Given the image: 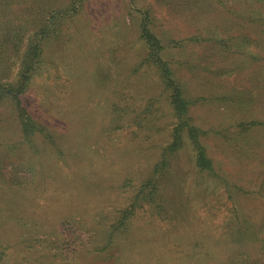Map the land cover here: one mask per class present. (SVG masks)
Here are the masks:
<instances>
[{
    "label": "rangeland",
    "instance_id": "374dc122",
    "mask_svg": "<svg viewBox=\"0 0 264 264\" xmlns=\"http://www.w3.org/2000/svg\"><path fill=\"white\" fill-rule=\"evenodd\" d=\"M46 21L21 95L46 130L0 104L10 262L264 264V0H0L1 83ZM142 23L189 105L165 157L180 121Z\"/></svg>",
    "mask_w": 264,
    "mask_h": 264
},
{
    "label": "trees",
    "instance_id": "16d2710c",
    "mask_svg": "<svg viewBox=\"0 0 264 264\" xmlns=\"http://www.w3.org/2000/svg\"><path fill=\"white\" fill-rule=\"evenodd\" d=\"M49 22H43V25L34 32L32 39L28 40V45L24 50V54L21 57V66L20 70L17 73V78L15 81L11 82H0V104L8 100L13 104L16 118L19 124L20 129L22 130V135L31 138L35 133L43 132L46 130V126L42 125L32 113H30L28 107L23 104L21 101V95L26 90L32 74L36 68L39 67V60L42 54L43 48L40 43L41 34L42 36L49 35L52 30L48 27ZM49 28V29H48ZM39 34L40 38L33 39V37ZM140 35L144 39L145 44L149 50V62L156 67L159 76L161 77L162 83L165 89H170L169 102L173 105V109L178 115L180 124L177 125L172 132L173 140L163 149V157L166 156L169 150H176L179 148L181 142V129L184 122L183 115L188 112L189 105L188 101L183 95L182 88L180 84L172 76V69L168 62H165L161 58V49L162 45L160 44L159 38L155 35L154 32L150 31L145 23H142L140 30ZM189 127V135L193 141V145L196 149L195 153V164L200 169H211L212 163L211 159L207 155L204 146L198 140L200 129L195 126ZM161 163V162H160ZM7 245L4 249H0V264H13L10 262V259L6 257V251L9 249ZM23 264H30L23 263ZM42 264V263H39Z\"/></svg>",
    "mask_w": 264,
    "mask_h": 264
}]
</instances>
